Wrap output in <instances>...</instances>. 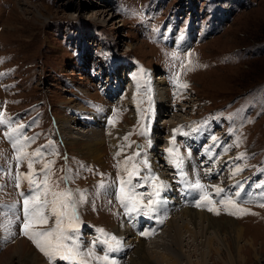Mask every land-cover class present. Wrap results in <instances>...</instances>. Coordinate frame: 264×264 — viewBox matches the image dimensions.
I'll return each mask as SVG.
<instances>
[{
	"label": "rangeland",
	"instance_id": "374dc122",
	"mask_svg": "<svg viewBox=\"0 0 264 264\" xmlns=\"http://www.w3.org/2000/svg\"><path fill=\"white\" fill-rule=\"evenodd\" d=\"M114 57L118 71L113 67L112 76L109 65ZM147 67L152 71L150 82H163L157 84L161 97L153 98L146 90ZM162 69L169 74L180 70L175 85L167 88ZM92 76H99V83ZM102 86L112 94L105 96ZM150 106L162 107L159 112L154 108L155 118ZM97 111L108 124L100 129L104 140L97 145L98 159H93L84 154L81 144L63 143L57 124L69 120L75 133L87 131L83 123ZM96 114L92 118L97 127H104ZM0 118L9 121L0 125V205L15 206L0 208V255L21 237L46 264H55L20 230L23 196L15 177L24 162L17 168L14 143L26 136L31 138L24 144L26 152L46 146L44 155L34 160V169L39 171L51 162L49 176L59 181L58 188L79 190L86 197L78 208L80 222L93 229L96 224L103 226L109 237L110 230L118 227L116 212L121 208L116 191L119 177L127 178L118 164L126 158L135 156L127 167L135 163L141 169L139 178H133L134 184L145 185L137 188L138 193L151 192L153 181L168 186L163 176L172 181V163L161 165L171 158L170 147L184 158L182 169H177L179 176L190 173L205 185L219 214L206 206H184H195L199 199V190L185 184L180 191L182 207L172 210L175 204L168 202L170 217L150 237L133 236L127 246H120L114 256L118 264L138 259L140 240L158 255L155 259L172 263L174 258L173 264H264V0H0ZM17 125L25 127L11 138L5 135ZM54 126L58 140L53 136ZM114 129L125 139L121 152L107 141ZM174 129L179 131L173 145ZM71 131L67 135L73 136ZM204 133L206 138L199 139L197 146L189 142ZM95 134L100 135L99 131ZM213 136L218 138L215 143ZM79 139L82 142L85 136ZM199 148L214 154L207 161L197 159ZM241 154L243 158L237 159ZM145 159L147 165L142 163ZM215 172H219L216 177ZM62 177L68 178L66 183ZM224 184L228 190L241 187L215 195V187L223 189ZM245 185L250 200L238 203L234 193ZM228 198L246 211L220 203ZM147 202L144 196L141 203ZM186 209L204 212L210 221L197 219L193 224L187 213L180 214ZM16 214L21 216L19 221ZM173 218H177L176 227L182 228L177 242L163 232ZM54 220L51 217L45 227H53ZM175 225L170 233L175 232ZM81 235L85 236L80 228ZM81 241V251L93 253L84 258L97 264L89 242ZM164 241L169 242H165L167 247ZM95 252L98 257L104 255ZM62 263L68 262L57 259V264Z\"/></svg>",
	"mask_w": 264,
	"mask_h": 264
},
{
	"label": "snow or ice",
	"instance_id": "6c2138e0",
	"mask_svg": "<svg viewBox=\"0 0 264 264\" xmlns=\"http://www.w3.org/2000/svg\"><path fill=\"white\" fill-rule=\"evenodd\" d=\"M186 87V85H183ZM8 120L0 118V125H7ZM113 121H109V124ZM24 125H17L15 128H9L8 132L5 133L6 136L11 138L13 134L20 133ZM198 129H193L197 131ZM179 130H173L172 143L175 144L176 134ZM182 135H190V133H182ZM29 137H23V139H16L14 147H18L17 155V168L23 162H27L26 173L21 174L17 171L15 177L17 183L16 187H21V181L27 184V195L25 192L21 191V196H23V215L22 223L20 224L21 234L36 245V247L50 260H57L63 262H68V264H89V261L84 257L93 256V253L89 251L84 253L81 251V245L79 243L80 239V228L81 222L78 215V208L84 202L86 197L79 190H72L70 188L59 189V181L51 180L49 176V166L51 162H46L43 164L39 171L34 169V160L41 158L44 155L43 148L46 146H41L35 151L28 153L25 151L24 144L28 141ZM213 143L217 141V137L213 136ZM169 156L171 157L170 162L176 167V169H182L184 164V158L179 154L178 150L173 147L167 149ZM120 153H117L119 156ZM135 155H139L137 152ZM190 155V153H189ZM243 154L237 157V159H242ZM135 156L126 158L121 164H118V168L121 173H127V178L125 179L122 175L119 177V186L116 191V199L124 207L125 213L131 215L136 213L137 215L149 216L152 213L159 211L158 206L163 204V199L161 198L162 192L166 191L167 186L163 182L153 181L152 191L148 193H138L137 188L144 187L143 183L134 184L133 178H139V173L141 169L133 163L131 168H128L129 160H134ZM147 165V160L142 161ZM243 169L237 168L236 171H242ZM41 174L42 179H41ZM235 174V173H233ZM183 176L184 173L181 172ZM62 180L67 182V177H62ZM143 180L147 181L152 179L151 177H144ZM103 182H101V187H103ZM186 187L188 189L199 190V199L196 201L195 206L208 207V211L218 213V209L214 205V201L207 192L205 185L197 180L194 184L186 181ZM215 195L219 196L224 189L220 187H215ZM241 192L237 191L235 193L236 197H240ZM144 196L148 197L147 204H142L141 200ZM221 204H224L227 208L237 209L240 212L246 211L245 209H239L237 202L231 198L221 199ZM8 207L9 209L14 208V205H0V208ZM230 214L235 215L236 212H231ZM55 217L54 225L51 228L45 227L49 219ZM21 216L19 214L15 215V220L19 221ZM162 222V221H160ZM141 236H147L148 233L142 231ZM103 245H106L105 254L102 257H93L97 264H116V260L112 258L114 253L119 250L122 242L116 240L113 236L110 240L102 241Z\"/></svg>",
	"mask_w": 264,
	"mask_h": 264
},
{
	"label": "bare ground",
	"instance_id": "6f19581e",
	"mask_svg": "<svg viewBox=\"0 0 264 264\" xmlns=\"http://www.w3.org/2000/svg\"><path fill=\"white\" fill-rule=\"evenodd\" d=\"M149 73H150V79L152 78V71H151V69L149 70ZM158 81H160V79L159 80H157V79H155V81L154 82H150V80H149V85L151 86V88L150 89H154V90H156V95L155 96H160L161 97V95H163V92H162V94L160 93V91H158V86H157V84L160 86V85H162V81H160V83L158 82ZM157 99V98H156ZM158 100V99H157ZM161 103V99H159L158 100V104L159 105H161L160 104ZM160 107L161 106H157V107H155L156 108V110H158V112H159V109H160ZM163 107H165V106H163ZM169 107V106H168ZM162 108V107H161ZM167 109V108H166ZM168 110V109H167ZM80 111V110H79ZM171 113V112H170ZM94 114H96V113H93V115ZM82 115V114H81ZM92 115V116H93ZM97 116L96 117H98L100 120H101V122L103 123V125H104V127H100V128H98L97 126V123H96V121H95V119L94 118H92V116L91 117H89L88 118V120L87 121H85L84 123H83V125L85 126V127H87L88 128V130L86 131V130H84L83 132H80V133H75L73 130H75V129H73V126H71L72 124H71V122L69 121V120H62V121H59L60 123L59 124H57V126H58V130H57V126H56V130H57V135H58V138L61 140V139H63V140H61L63 143H69L70 145H72V144H74V143H79V144H81V146H82V148L81 149H84V154H86V155H89V157H91V158H96V159H98V157H96V155H97V145H99L100 144V142H102L104 139H103V137H102V135L100 134L101 133V130H103L106 126H107V124L104 122V120H102L101 119V116L99 115V114H96ZM87 116V115H86ZM85 118V117H84ZM61 119V118H60ZM79 119V118H78ZM86 120V119H85ZM173 123V122H172ZM177 123V122H176ZM176 123H174V125L176 124ZM100 126V125H99ZM162 127V126H161ZM101 129V130H100ZM70 130H72L71 132H72V134H73V136H69V135H67V133H69L70 132ZM95 131H99V134L100 135H96L95 134ZM153 134V133H152ZM77 135H78V137H77ZM83 136H85V140L84 141H80V139L79 138H83ZM150 136V135H149ZM107 141L109 142V144H110V146L112 147V149L113 148H118L117 150L119 151V152H121L122 151V149L120 148V146H121V144H122V147L125 145L124 143H125V139L123 138V135H122V132L121 131H119L118 129H114V130H112V131H109V133H108V135H107ZM153 139V138H152ZM155 140V139H154ZM65 141V142H64ZM123 142V143H122ZM153 142V141H152ZM75 145V144H74ZM114 151H116V149L114 150ZM98 156L100 157V155L98 154ZM167 159V160H166ZM165 159V161H163L162 162V166L163 165H170L171 164V162H170V158H166ZM157 160V159H156ZM150 161H151V159H150ZM152 163H154L155 165L156 164H158V162H155V161H153ZM28 171V169H27V162H24V164H23V166H22V168H21V170H20V173L21 174H23V173H26ZM164 172V171H163ZM162 172V173H163ZM172 179V178H171ZM21 191L23 190L24 192H26V190H27V184H26V182H24V181H21V187L19 188ZM186 214L187 213V217L189 218V220H190V222L191 223H197L196 222V220L198 219H200V220H206V221H210L209 219H210V217L208 216V215H206L204 212H199V211H197V210H193V209H186V210H184V211H182L180 214ZM179 217V216H178ZM226 219H224V221H225ZM202 221L201 222H199L198 224H201L202 223ZM230 221V220H229ZM175 222H177V218L176 219H170L169 221H168V224H167V228L166 229H164V234H165V232H167L166 233V235H168L169 236V240H171L172 242H177V240H179L180 241V236H182L181 235V233H179V232H181V230H182V228H181V226H178V227H176V225L175 224H177V223H175ZM175 225V232L174 233H170L171 231H170V228H173L174 227V225ZM116 225H118V227H115V228H113V229H111L110 231H112V233H117L116 235L124 242V241H127V242H131V240H134L133 239V234H132V232L131 231H129V229H128V227L126 226V224H124V223H120V222H118L117 224H115V226ZM184 226V225H183ZM201 228V227H200ZM114 230V231H113ZM161 231V230H160ZM124 233V235H122ZM131 234L130 235V237L128 238L127 237V239L125 238L126 236H125V234ZM19 238H21V237H19ZM18 238V240H16V242L15 243H13V244H11L10 245V247L5 251V252H3L1 255H0V264H46L42 259H41V257H40V255L38 254V253H36L32 248H31V246L26 242V240L25 239H19ZM23 238V237H22ZM124 238L126 239V240H124ZM156 241V240H155ZM168 241V240H167ZM167 241H164V245L167 247V245L165 244V242H167ZM154 242V241H153ZM163 242V241H162ZM167 243H169V242H167ZM151 244V243H150ZM158 245V244H157ZM163 245V246H164ZM159 246H160V244H159ZM137 254H138V259H135V260H133V264H136V263H138V264H154L155 262H154V260H156L157 262H159L158 264H173V262L174 261H176V260H174V258H173V262L171 263V262H169V261H167L166 259H162L161 257H159L158 259L159 260H157V259H155L154 258V255H155V253L153 252L154 250H152L151 251V249L148 247V245H147V242H145V241H142V240H140V241H138V243H137ZM175 248H172L171 249V251L172 252H175V250H174ZM157 252V251H156ZM158 254V253H157ZM155 256H158V255H155ZM50 259V258H49ZM48 260V259H47ZM138 260V261H137ZM51 261H53V260H51ZM55 264H57V260H55Z\"/></svg>",
	"mask_w": 264,
	"mask_h": 264
}]
</instances>
